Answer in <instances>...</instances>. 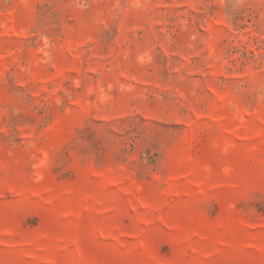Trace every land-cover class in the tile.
I'll list each match as a JSON object with an SVG mask.
<instances>
[{"label": "rangeland", "instance_id": "rangeland-1", "mask_svg": "<svg viewBox=\"0 0 264 264\" xmlns=\"http://www.w3.org/2000/svg\"><path fill=\"white\" fill-rule=\"evenodd\" d=\"M0 264H264V0H0Z\"/></svg>", "mask_w": 264, "mask_h": 264}]
</instances>
